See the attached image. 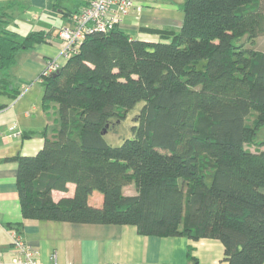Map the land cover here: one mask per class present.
<instances>
[{
    "label": "trees",
    "instance_id": "obj_1",
    "mask_svg": "<svg viewBox=\"0 0 264 264\" xmlns=\"http://www.w3.org/2000/svg\"><path fill=\"white\" fill-rule=\"evenodd\" d=\"M0 3V72L45 40ZM179 28L158 41L117 26L87 35L55 72L40 75L50 135L16 154L21 215L131 224L139 234L219 239L228 264L264 262V0H183ZM6 104H0V110ZM136 109L120 144L107 132ZM246 144L253 145V150ZM74 193L58 201L52 190ZM133 185L135 192L125 194ZM93 191L102 204L89 202Z\"/></svg>",
    "mask_w": 264,
    "mask_h": 264
},
{
    "label": "crops",
    "instance_id": "obj_2",
    "mask_svg": "<svg viewBox=\"0 0 264 264\" xmlns=\"http://www.w3.org/2000/svg\"><path fill=\"white\" fill-rule=\"evenodd\" d=\"M15 1L11 22L24 35L42 30L45 40L33 47L22 48L10 67L6 82L0 72V260L9 264L10 230L14 229L38 251L43 264H49L55 254L57 264H228L224 260V245L216 238L190 239L186 236L139 234L131 224L75 223L24 218L18 200L17 162L6 159L34 155L50 135L52 116L43 107V84L39 76L46 63L58 57L61 41L58 29L70 23L71 13L85 6L86 0H0ZM141 4L139 14L131 11L118 25L133 37L158 41L160 32L180 27L183 0H135ZM31 11V17L27 14ZM50 26V29L47 27ZM61 63L64 59L59 57ZM21 130L19 138L1 136L9 125ZM75 185L67 190L53 189L54 201L70 197ZM89 202L102 204V194L93 191ZM264 264V262L262 263Z\"/></svg>",
    "mask_w": 264,
    "mask_h": 264
},
{
    "label": "built area",
    "instance_id": "obj_3",
    "mask_svg": "<svg viewBox=\"0 0 264 264\" xmlns=\"http://www.w3.org/2000/svg\"><path fill=\"white\" fill-rule=\"evenodd\" d=\"M142 5L135 0H86L84 7L71 13L70 23L62 25L58 29V37L61 41V50L58 57L48 61L42 71V75L55 72L60 66L61 59H66L82 43L83 39L98 31H106L119 25L124 17L131 11L139 14ZM19 138L21 130L15 125H9L1 136ZM10 250L13 252L9 264H43L38 256V251L28 244L16 230H10ZM0 264H2L0 260ZM49 264H57L56 255Z\"/></svg>",
    "mask_w": 264,
    "mask_h": 264
},
{
    "label": "rangeland",
    "instance_id": "obj_4",
    "mask_svg": "<svg viewBox=\"0 0 264 264\" xmlns=\"http://www.w3.org/2000/svg\"><path fill=\"white\" fill-rule=\"evenodd\" d=\"M13 9V8H12ZM11 9V10H12ZM9 10V11H11ZM30 13L27 14V17L30 18ZM50 29V26L47 27ZM247 45H250L257 49H264V38L258 37L256 38L252 43L247 42ZM136 113V109L132 112H129L128 115L122 119L119 123H117L113 128H111L106 135V140L110 142L111 144H120L125 136L130 135V127L133 123V115ZM257 139H264V128H262L257 135ZM246 146H249L251 150H253L254 146L250 144H246ZM264 149V146L262 147ZM97 193H100L99 191H96ZM135 192L134 186L127 185L124 188L125 194H133Z\"/></svg>",
    "mask_w": 264,
    "mask_h": 264
},
{
    "label": "water",
    "instance_id": "obj_5",
    "mask_svg": "<svg viewBox=\"0 0 264 264\" xmlns=\"http://www.w3.org/2000/svg\"><path fill=\"white\" fill-rule=\"evenodd\" d=\"M56 73V72H55Z\"/></svg>",
    "mask_w": 264,
    "mask_h": 264
}]
</instances>
